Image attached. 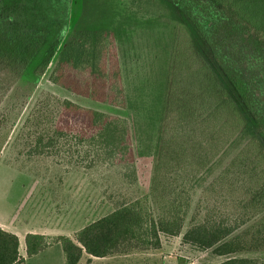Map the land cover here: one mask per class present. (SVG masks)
<instances>
[{"label":"rangeland","instance_id":"rangeland-1","mask_svg":"<svg viewBox=\"0 0 264 264\" xmlns=\"http://www.w3.org/2000/svg\"><path fill=\"white\" fill-rule=\"evenodd\" d=\"M237 1H240L239 11L246 14L247 3L251 1V11L255 12L256 3L263 0ZM97 30L113 34L123 108L93 102L49 81L73 33ZM4 50L11 56L12 71L10 76L0 79V222H24V217L14 216L13 208L17 201L25 200L27 189L35 210L41 209L50 216L51 223L56 215L63 217L76 232L111 213L118 205L136 200L145 203L154 218L157 200L154 195L161 199L167 196L187 205L183 208L185 217L180 235L160 234L162 264H218L228 257L264 260V251L216 256L211 249L201 250L182 242L181 236L193 223L191 220L200 221L208 213L233 222L249 219L240 231L262 218L264 212L253 215L250 207H243L256 181L252 180L248 166L232 167L251 138H258L256 126L174 2L0 0V55ZM177 55L180 60L176 65ZM4 63L0 58V65ZM203 67L211 71L244 122L234 135L224 136L230 138L212 158L215 147L205 148L207 144L199 136L202 127L205 131L214 122L211 114L207 116L211 96L205 87ZM13 75L12 84L1 94ZM49 96L125 119L134 155L133 169L103 163L82 169L64 164L66 160L61 156L31 154L34 128L28 120L37 104L45 103ZM180 110L187 112L184 122L192 127L185 142L184 136L175 134L170 138L166 133L172 124H178ZM198 122L205 124L198 127ZM180 126L184 131V124ZM166 142L171 146L169 151L164 148ZM161 155L165 159L158 173L160 184L153 192V176ZM18 251L23 253V239ZM130 252L133 254L128 256L132 257L128 264H140L139 255L135 254L139 251ZM87 257L84 254L80 264ZM93 261L103 264L102 260ZM24 264H64V259L56 245L51 252Z\"/></svg>","mask_w":264,"mask_h":264},{"label":"trees","instance_id":"trees-1","mask_svg":"<svg viewBox=\"0 0 264 264\" xmlns=\"http://www.w3.org/2000/svg\"><path fill=\"white\" fill-rule=\"evenodd\" d=\"M170 1L186 16L256 126L258 138H251L232 167L244 169L248 166L256 185L247 193L243 207H250L253 215L263 213L264 0L256 3L255 12L251 11V1L247 3L246 14L239 11L240 1L237 0ZM7 52L4 50L0 55L5 62L0 65V79L10 76L12 71V59ZM179 60L178 55L174 57L176 65ZM201 72L211 96L210 113L207 116L211 114L210 119L214 122L205 131L202 127L199 136L204 138L203 143L207 144L205 148L215 147L212 158L215 151L230 138L224 136L234 135L244 122L232 100L216 83L211 71L203 67ZM14 78V75L11 76L1 94L8 90ZM49 81L93 102L123 108L124 97L113 34L103 30L75 31L59 55ZM179 113L178 124H172L166 133L170 138L175 134L184 136L185 142L192 127H187L184 122L187 112L180 110ZM28 122L34 128L31 154L61 156L66 160L64 164H74L82 169H91L100 163L129 171L133 169L134 155L129 128L121 117L49 96L45 103L37 104ZM203 123L198 122L197 126L201 127ZM183 124L184 131L180 126ZM168 147L171 146H167L166 142L164 148L169 151ZM175 148L180 150L182 147ZM164 159V155H161L155 167L153 192L159 187L158 173ZM155 198L154 218L145 203L136 200L122 203L111 213L85 225L74 234V239L64 235L27 233L24 236L25 257H32L56 243L60 245L64 264H78L83 254L103 258L132 250L158 248L160 234L166 237L180 235L185 217L183 208L187 203L167 196L161 199L154 195ZM247 220L239 218L233 222L212 217L208 213L200 221L192 219L193 223L181 239L183 243L198 249H211L216 256L264 251V216L238 231ZM18 245L15 234L0 228V264H20L24 261ZM84 264H91V260L88 258ZM218 264H264V260L228 257Z\"/></svg>","mask_w":264,"mask_h":264},{"label":"crops","instance_id":"crops-1","mask_svg":"<svg viewBox=\"0 0 264 264\" xmlns=\"http://www.w3.org/2000/svg\"><path fill=\"white\" fill-rule=\"evenodd\" d=\"M30 189H27L26 194L23 191L22 195L25 196L23 197L25 200L24 201H17L16 207L13 208L14 216H22L25 218L24 222H18L16 224H11V223H6V222H0V228L3 229L4 231L10 232L15 234L18 237V242L19 245L22 243L23 239V253L19 251L20 255L24 258V261L20 264H24L27 260L38 258L39 256H42L43 254H47V252H51L53 248H55L56 245L60 247L59 244H52L48 248L44 249L40 253L26 258L25 257V250H24V236L27 233H34V234H40V235H45V236H58V235H64L67 237H71L73 233L76 231L71 230L72 224L69 222H66L63 217H60L59 215H56L54 218V221L51 223L50 222V216L46 215L41 209L38 211L32 207V198H30L29 195ZM20 205V206H19ZM44 218H48L44 220ZM63 218V221L61 219ZM84 227V226H83ZM81 227V228H83ZM80 228V229H81ZM138 253H135L139 255L138 260H141L140 264H162L163 261L161 259L162 255V247L159 246L158 248L152 249V250H138ZM62 252V251H61ZM130 254H133L132 252L128 253H123V254H113L109 255L103 258H95L88 256L87 259L89 258L91 260V264H94V259L102 260L103 264H128L130 260H132L128 257ZM146 254V255H143ZM84 254L82 255L80 261L78 264H80L81 260L83 259ZM86 259V260H87ZM143 262V263H142Z\"/></svg>","mask_w":264,"mask_h":264}]
</instances>
